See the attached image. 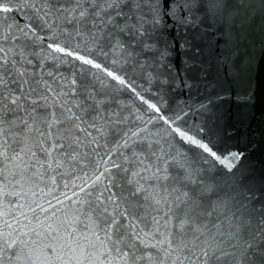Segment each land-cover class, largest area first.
<instances>
[{
    "label": "water",
    "instance_id": "water-1",
    "mask_svg": "<svg viewBox=\"0 0 264 264\" xmlns=\"http://www.w3.org/2000/svg\"><path fill=\"white\" fill-rule=\"evenodd\" d=\"M0 264H264V0H0Z\"/></svg>",
    "mask_w": 264,
    "mask_h": 264
}]
</instances>
